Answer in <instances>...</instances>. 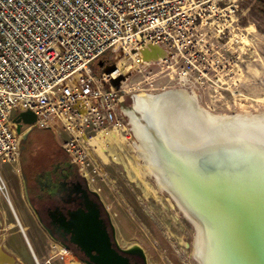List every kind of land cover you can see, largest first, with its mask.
I'll list each match as a JSON object with an SVG mask.
<instances>
[{"label": "built area", "instance_id": "2783aa9c", "mask_svg": "<svg viewBox=\"0 0 264 264\" xmlns=\"http://www.w3.org/2000/svg\"><path fill=\"white\" fill-rule=\"evenodd\" d=\"M240 2L0 0V160L16 163L24 134L48 128L86 179L98 175L100 134L135 141L124 98L151 93L163 65L179 68L182 83L189 71L204 74L231 48ZM151 45L164 56L140 61ZM121 55L134 65L115 62ZM24 111L33 123L19 119ZM0 194L8 199L1 174Z\"/></svg>", "mask_w": 264, "mask_h": 264}, {"label": "rangeland", "instance_id": "374dc122", "mask_svg": "<svg viewBox=\"0 0 264 264\" xmlns=\"http://www.w3.org/2000/svg\"><path fill=\"white\" fill-rule=\"evenodd\" d=\"M239 7L241 15L238 32L229 40L230 50L205 66L202 71L204 74L189 71L182 83L179 68L163 65L153 78L152 92L139 94L136 99L153 96L164 90L181 89L190 92L198 106L216 118L240 115L264 117V0H241ZM114 61L127 64L131 62V58L121 55ZM97 64V61L93 63L96 71ZM138 78L134 73L131 83ZM124 100V105L131 113L134 98L126 96ZM180 112L178 111V115ZM176 117L172 116L173 119ZM180 118L181 121L177 122L180 127L191 125L196 129L199 126L198 119L194 117ZM131 123L133 129L132 119ZM40 130L50 132L59 145L51 130ZM256 132L264 137V127H257ZM133 134L134 143H129L122 134L114 131L101 135L100 138L98 136V141L103 138L105 140L102 147L107 158L101 157L100 153V157L95 154L100 166L99 174L86 179L109 212L117 242L122 248L133 245L140 247L146 264H199L193 255L195 223L168 191L157 187L154 174H148L145 169L144 175L136 172V168L140 170L144 162L136 151V147L140 145L139 139L134 132ZM38 138L39 136L31 134V139ZM12 165L0 160L3 181L13 174ZM1 197L0 194V199ZM2 200L5 203V199ZM6 205L8 218L13 219L17 215L20 220H28L16 198L11 197V206ZM2 216L4 213L0 210V217ZM14 231L15 227L6 230V233L12 232L8 235H11L13 242L18 241ZM6 253L12 255L10 252ZM35 255L38 264H50L43 262L38 254ZM51 255V264H79L69 252L62 251L57 255L51 252ZM60 255L64 256L65 261L59 258ZM30 263L24 261L23 264Z\"/></svg>", "mask_w": 264, "mask_h": 264}, {"label": "water", "instance_id": "95a60500", "mask_svg": "<svg viewBox=\"0 0 264 264\" xmlns=\"http://www.w3.org/2000/svg\"><path fill=\"white\" fill-rule=\"evenodd\" d=\"M151 48L155 50L153 55L144 59L142 53L146 48H143L138 59L144 61L164 56L165 51L160 46L151 45ZM98 64H101L100 60ZM141 116L140 113L137 117L148 130L150 146L167 163L162 164V169L167 172L161 171L167 188L173 190L174 186L168 172L182 176L185 189L183 201L180 200L188 215L194 218V242L205 231L213 230L211 238H234L236 250L245 251V254H233L235 264H264V137L259 136L256 129H252L256 132L255 137L237 132L229 122L210 129L199 123V133L189 125L179 126L176 130L183 132L187 139L191 138L189 143L172 135L171 131L169 133L161 121ZM19 119L31 124L35 116L31 111H24L19 113ZM169 192L172 194L173 191ZM242 238L248 239L244 250ZM127 250L143 254L136 245ZM102 251L97 260L99 264H129L109 242ZM230 254H227L229 258Z\"/></svg>", "mask_w": 264, "mask_h": 264}, {"label": "flooded vegetation", "instance_id": "af4514ba", "mask_svg": "<svg viewBox=\"0 0 264 264\" xmlns=\"http://www.w3.org/2000/svg\"><path fill=\"white\" fill-rule=\"evenodd\" d=\"M31 134L39 138L31 139ZM11 168L13 174L3 181L8 199L4 195L0 199L4 213L0 217V264H38L35 254L51 264V252L57 255L62 251L79 264H99L100 252L108 242L129 264H146L143 254L119 245L106 206L77 164L60 146L53 145L50 132L31 128L23 136L19 158ZM11 197L28 220L7 217L6 204L11 206ZM13 227L18 238L15 242L8 235L12 232L6 233ZM59 258L65 261L63 255Z\"/></svg>", "mask_w": 264, "mask_h": 264}, {"label": "bare ground", "instance_id": "6f19581e", "mask_svg": "<svg viewBox=\"0 0 264 264\" xmlns=\"http://www.w3.org/2000/svg\"><path fill=\"white\" fill-rule=\"evenodd\" d=\"M154 53L155 50L152 49L151 46H149L146 47V49H144L142 56L144 59H147L150 55H153ZM130 57H132V55H129V58ZM119 64L124 66L125 68H129L134 65L132 61L130 63L127 62V64L120 61ZM196 101L194 100L190 92H185L181 89H169V90H164L161 93H156L153 96L142 97L140 100L135 99L133 108L131 109V113H130L133 122L134 133L139 139L138 142H140L139 143L140 145L136 147V151L144 162L142 168L140 167V170L136 168V172H138L140 175H144L146 170L148 174H154L155 177L157 178V187L162 188L168 192L169 191L175 192V194L171 192L172 193L171 196L174 198V200L180 206V208H182L185 211L187 215L189 212L188 210L184 209V204L181 202V200L183 201V199L181 198L183 196V188L185 189L183 185V179L181 178L182 176L179 174L175 176L174 174L172 173L169 174L168 172L167 175H169L170 178L172 179L174 186H172L173 190H169L171 188H167L163 178L161 177V171L165 169V168L162 169V166L164 167V165L162 164L166 165L167 163L163 161L161 156L158 155L156 151H154L150 146V141L148 138V130L145 124L142 121H140L137 116L134 115V112L138 111L139 114L140 113L142 114L141 117H144L145 119L150 118V120L157 119V122L161 121L163 127H165V129H167L169 133L171 131L172 135H175L182 141L189 143L191 141V138L187 139L186 136L185 137L183 136L184 135L183 132H181L180 130L179 131L176 130L179 127L177 125V122L181 121L180 117L183 116L191 117L192 119L194 117L195 119H198L199 121L198 123H200L201 125L205 124L206 128L209 129L217 125L219 126V124L229 122L228 124L232 126L233 129L237 130V132L242 131V134H245L247 136L250 135V137L256 136L255 130L252 129H256L257 127H261V126L264 127L263 116L249 117L247 115H240V116H230L227 118H223V117L216 118L215 115H211L205 109L203 110L202 108H200L196 103ZM178 111L179 112L181 111L179 115H178ZM173 115L177 116L176 119L172 118ZM196 129L197 131H195V133L197 132L199 133L200 127H197ZM100 136L101 134L99 135V138ZM104 141H105L104 138L99 139V141L98 139H95L94 143L98 145V151L101 157L106 159L107 155L103 152V147H102ZM160 162H161V166H160ZM164 172H167L166 169ZM180 193H182L181 196H179ZM177 196L179 198H177ZM191 219L194 218L192 217ZM213 232H214L213 230L205 231L204 234H202L201 237L197 238V240L194 243L193 255L195 256V258H197L199 264H233L234 260L232 259H234L233 254L235 255V252L238 255L239 252L245 254V251L236 250L235 248L236 244L234 238H211V233L213 234ZM207 233L210 235H208ZM241 243L243 247L242 250H244V248L248 244V239L242 238ZM228 248L233 251L232 252L228 251L227 250ZM227 252L229 254L231 253L230 258L227 256L228 254ZM235 263L236 262L234 261V264Z\"/></svg>", "mask_w": 264, "mask_h": 264}, {"label": "trees", "instance_id": "16d2710c", "mask_svg": "<svg viewBox=\"0 0 264 264\" xmlns=\"http://www.w3.org/2000/svg\"><path fill=\"white\" fill-rule=\"evenodd\" d=\"M35 129L37 130H40V129H47V130H50L48 128H38V127H34ZM33 128V129H34ZM50 137L52 138V142H53V145L56 146V147H59V145L56 144V142L54 141L53 137H52V134L50 133Z\"/></svg>", "mask_w": 264, "mask_h": 264}]
</instances>
